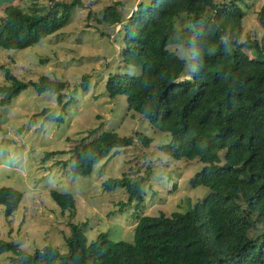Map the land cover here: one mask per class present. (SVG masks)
Listing matches in <instances>:
<instances>
[{
    "label": "trees",
    "instance_id": "1",
    "mask_svg": "<svg viewBox=\"0 0 264 264\" xmlns=\"http://www.w3.org/2000/svg\"><path fill=\"white\" fill-rule=\"evenodd\" d=\"M243 0H138L123 16L106 5L98 22H120V59L139 65L137 73H111L104 88L112 97L124 95L126 108L147 119L155 130L167 132L159 148L178 159L196 158L203 165L189 179L208 192L183 211L141 214L131 241L110 239L100 231L88 241L82 225L68 220L65 251L52 244L28 252L0 239V253L10 250L9 264H264V45L241 34ZM0 47L23 48L61 28L80 0H48L24 10L0 0ZM264 23V3L257 10ZM183 20V22H182ZM187 50L178 55L168 48ZM8 83L0 84V104H7L30 85L37 93H54L60 112L46 120H62L64 80L39 74L22 80L0 63ZM188 73V76H181ZM86 87V75H81ZM48 108H42L45 112ZM95 130L89 129L88 133ZM74 146L70 174L86 175L114 147L151 138L141 131L118 134L103 130ZM53 152V151H51ZM51 152H46L51 153ZM221 152V153H220ZM220 153V154H219ZM143 176L124 173L102 180L103 189L122 187L126 202L141 199ZM60 210H74L68 191L49 189ZM21 193L0 185L4 216L17 207Z\"/></svg>",
    "mask_w": 264,
    "mask_h": 264
},
{
    "label": "rangeland",
    "instance_id": "2",
    "mask_svg": "<svg viewBox=\"0 0 264 264\" xmlns=\"http://www.w3.org/2000/svg\"><path fill=\"white\" fill-rule=\"evenodd\" d=\"M137 1L80 0L67 22L55 32L23 48L0 47V63L16 77L27 81L45 74L64 80L62 101L69 100L60 121L43 118L49 110L55 115L61 110L54 93H37L30 85L7 104H0V185L12 186L21 193L10 215L4 216L0 205V239L15 242L28 252L47 244L65 251L64 235L68 233V220H72L82 225L87 242L100 231H105L110 239L131 241L139 215L183 211L208 192L206 186H192L189 182L202 167L200 160L168 156L159 145L168 141L169 134L153 129L145 117L127 109L124 95L110 97L105 91L109 74L137 73L139 65H126L120 59L121 41L117 32L120 22L104 24L96 18L106 5L114 4L124 20ZM47 2L8 3L32 11L34 6ZM262 3L264 0L242 1L245 15L240 38L248 33L264 45V23L257 19ZM5 4L0 6V15ZM168 48L178 55H187V50L177 44ZM81 75H86L85 88L80 84ZM2 83L8 81L0 68ZM42 108L48 110L40 113ZM92 127L95 130L88 133ZM107 129L118 134L138 130L151 141L147 146L136 140L127 146L114 147L92 165L88 174L72 176L69 165L74 146L81 138L85 142ZM123 173L132 178L143 176L138 203L136 199L126 202L122 187L102 188L103 179ZM51 188L72 193V213L60 210L49 195ZM10 254V250L1 252L0 264H9Z\"/></svg>",
    "mask_w": 264,
    "mask_h": 264
}]
</instances>
